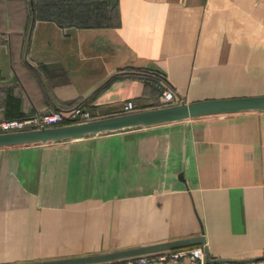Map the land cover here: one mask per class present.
Listing matches in <instances>:
<instances>
[{"label":"crops","instance_id":"crops-1","mask_svg":"<svg viewBox=\"0 0 264 264\" xmlns=\"http://www.w3.org/2000/svg\"><path fill=\"white\" fill-rule=\"evenodd\" d=\"M162 87L264 97V0H0V121L147 112ZM193 238L210 262L264 260V112L0 149V264Z\"/></svg>","mask_w":264,"mask_h":264},{"label":"water","instance_id":"water-1","mask_svg":"<svg viewBox=\"0 0 264 264\" xmlns=\"http://www.w3.org/2000/svg\"><path fill=\"white\" fill-rule=\"evenodd\" d=\"M247 112H264V97L179 104L147 112L95 120L81 124L0 134V149L79 141L138 131L155 125L181 122L202 117L233 115ZM203 243V238H193L149 247L104 253L95 256L26 264H103L153 253L188 249L194 246H199ZM206 263L213 262L206 259Z\"/></svg>","mask_w":264,"mask_h":264},{"label":"built area","instance_id":"built-area-1","mask_svg":"<svg viewBox=\"0 0 264 264\" xmlns=\"http://www.w3.org/2000/svg\"><path fill=\"white\" fill-rule=\"evenodd\" d=\"M163 81L161 76H158ZM174 93L167 87H162L159 103L162 107L176 104ZM135 111L133 102H125L122 106V114L130 115ZM93 115L80 106L66 111H49L39 116L26 120L0 121V134L15 133L41 128H57L68 125L91 122ZM106 264H264V260L256 262H213L206 263L205 253L202 248L196 247L188 250L167 251L144 256L127 258Z\"/></svg>","mask_w":264,"mask_h":264},{"label":"rangeland","instance_id":"rangeland-1","mask_svg":"<svg viewBox=\"0 0 264 264\" xmlns=\"http://www.w3.org/2000/svg\"><path fill=\"white\" fill-rule=\"evenodd\" d=\"M155 76H157V75H155ZM157 79L158 80H160L158 77H157ZM174 105V104H173ZM173 105H171V106H173ZM169 107V106H168ZM160 108H165V107H160ZM93 121V120H92ZM95 121V120H94ZM64 143H69V142H64ZM58 144H63V143H58ZM45 145H48V144H45ZM45 145H37V146H45ZM49 145H53V143H49ZM22 147H24V146H22ZM21 148V147H20ZM188 250V249H187ZM43 261V260H42ZM37 262H39V261H37ZM24 263V262H23ZM28 263V262H27ZM32 263V262H31ZM109 263H112V262H109ZM103 264H106V263H103Z\"/></svg>","mask_w":264,"mask_h":264}]
</instances>
